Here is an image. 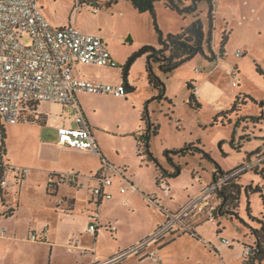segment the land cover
Segmentation results:
<instances>
[{
  "label": "rangeland",
  "instance_id": "rangeland-1",
  "mask_svg": "<svg viewBox=\"0 0 264 264\" xmlns=\"http://www.w3.org/2000/svg\"><path fill=\"white\" fill-rule=\"evenodd\" d=\"M100 1L93 5L85 1L84 4L79 5L78 0H39L38 4L42 9L43 17L54 27H66L70 23L71 26L84 33H87L85 31L87 28L95 31L101 30L103 38L108 42L111 54L114 55L113 60L116 63V68L110 71H97L88 68V66H81L78 71L85 77L89 73H101L107 77L116 75L115 78L122 81L123 67L132 55L143 46L158 47L157 34L148 13L139 14L125 0H113L117 3L113 2L110 7L105 6L108 0ZM213 7L212 50L217 57L218 64L215 69L204 71L209 67V63L204 58L197 56L176 69L173 74L164 76L158 73L165 86L164 100L161 101L157 98L158 93L154 92L147 84L146 55H142L133 61L128 72L127 84L136 88L134 91L127 92L126 97L119 98L120 100L89 96L92 98L84 100V108L89 113H93L98 120L97 126L100 129L114 131L117 128L130 130L131 127L134 129L140 127L143 130L144 122L141 119H134V115L143 111L146 101L155 98L148 104V115L151 122L159 125V131L156 136L150 138L149 151L164 168L168 166L163 157L165 151L171 148H183L185 144L200 141V147L210 155L213 162L220 168L221 173L227 174L243 167L251 169L257 167L261 171L264 169V164H262L264 160L256 163L253 167H248L245 164V159L251 152L259 151L261 155L264 153V124L243 121L237 125V119H242L244 116H258L260 113L258 102L264 101V0H214ZM95 8L98 11L95 12ZM155 12L156 24L164 35L169 32L173 34L180 32L181 28L189 26L196 17L205 28H208L209 25L207 0L199 1L195 15L180 16L166 9L162 1L155 5ZM224 35L228 40L222 47L221 41ZM23 43H27V40L23 39ZM236 50H240L243 56L237 58L234 55ZM198 61H200V65H198ZM257 67L261 69L263 75L258 73ZM234 70L238 72L239 80L237 77H232ZM192 71L198 77L209 80L216 89L214 94L227 107L230 105H227V102H233L237 96H241L242 99L245 96L248 97L243 99L246 103L241 104V112L237 116H231L230 124L218 123L215 126H210L212 117L216 113L211 103L200 102L199 110L188 105L190 93L187 83L176 75ZM232 83L238 84V86L233 88ZM31 108L35 109V106ZM37 110L38 113H48L52 117L64 113V110L65 113L70 111L68 107L48 103L41 104ZM35 116L31 114V117L28 118V120L31 119V122L24 126L30 132L34 130L32 126L40 125ZM5 128L7 135H9L10 128L12 132L11 138L6 140L11 159L21 163H30L36 159L49 160L55 155V148L51 145L57 141V133L49 124L42 126V139L50 145L43 150L38 149L37 142L32 135L18 136L12 126L6 125ZM111 134L113 133L111 132ZM246 135L249 136L248 140L247 138L240 139ZM233 137L236 146L241 144V148H234L231 145L230 141ZM107 147L115 156L117 151H124L125 161L132 172L138 177L145 176L147 185L153 183L157 173L156 168L153 163L148 161L146 155H138V148L133 149L135 145L130 136L107 138ZM176 163L181 165L185 173L174 184L175 190L172 194L175 193L177 198L173 197L175 201L167 203L168 206H172V209L187 192L185 188L189 187L191 179V173L188 171H196L204 180H210L216 171L213 163L201 159L199 155H188L185 161L177 160ZM217 174L220 175V172ZM239 181L243 186L250 184L259 186L264 193V172L256 174L247 169ZM195 186L198 187V184ZM140 197L146 203L142 202L141 198L134 200L133 205L136 204L137 208L133 209V213L125 218L124 222L134 226L136 230L143 227L146 217H155L159 214V210L155 208L152 201L146 200L142 194ZM215 202L219 203L218 200ZM210 204L213 205L214 200H210ZM248 205L251 215L255 217L264 212L258 194L246 196L243 192L239 200L238 214L247 223L249 221ZM206 210L203 214L196 216L194 220L190 217L184 218L183 223L195 228L198 223L202 222L200 223L199 236L204 240L210 239L211 244L216 246L220 244V238L233 241L232 248L226 249L225 252L228 261L231 264H243L242 256H240L243 249L242 244L250 246L253 242L249 231L238 220H230L225 217L218 218L215 222H205ZM120 211L126 215L127 210L124 208H118L115 213L118 214ZM217 223L220 224L222 231L219 237H216ZM183 247L187 248V244L184 243ZM204 258L202 257L205 264L213 263L211 256L205 260ZM3 264H11L10 258ZM254 264H264V260L255 261Z\"/></svg>",
  "mask_w": 264,
  "mask_h": 264
},
{
  "label": "crops",
  "instance_id": "crops-1",
  "mask_svg": "<svg viewBox=\"0 0 264 264\" xmlns=\"http://www.w3.org/2000/svg\"><path fill=\"white\" fill-rule=\"evenodd\" d=\"M85 1L93 5L94 3L97 4L100 0H95V2L80 0V5L81 2L84 4ZM113 2L117 3V1L108 0L105 6L110 7ZM100 3H102V1H100ZM68 25H70V23ZM85 31L87 34L99 35L103 38L101 30L95 31L87 28ZM168 34L173 33L169 32ZM142 43L145 44L146 42ZM113 56L114 55L111 54L112 59ZM208 63L209 67L205 70L203 69L204 71L213 70L218 66L217 61ZM198 65H200V61H198ZM81 66H88V68L97 71H110L116 68L79 64L73 67L74 76L77 78L111 85H119L122 83L120 79L115 78L116 75H114V77H107L101 73H89L85 77L78 71V68ZM177 76H180V80L182 79L185 83L192 84L197 92L195 94L199 103L204 101L211 103L216 113L227 107L226 104H223V102L218 99V96L214 94L216 89L208 79L198 77L193 71L180 73V75H176V77ZM237 86L238 84L232 87L236 88ZM130 88L132 90L129 92L136 89L133 87ZM89 96L113 100L120 99L112 95L77 94L80 111L92 130V134L99 149V155L65 150L59 147L56 141L51 145L55 148V155L51 157V159H36L30 163H21L9 157L10 154L6 146V140L7 138H11L12 132L10 128L9 135H7V129L5 128L6 139L4 143L6 146V154L4 156V162L25 166L29 169V174L19 185L16 193H9L5 196V206H2L0 202V264L5 263L9 258L11 264L104 263L116 254L132 247L144 238L149 237L156 228L164 224L168 214L177 212L188 200L199 195L202 189L211 183V179H202L196 171H188L191 173V179L189 187L187 186L185 188L187 192L184 197H181L182 200H179L172 209V206H168V204L172 202L173 197H175V199L177 198L175 193L172 194L175 190L174 184L175 181L185 173V170L181 169V173L178 177L163 181L167 189L166 192L162 188L163 184H160L159 187L156 186V179L159 176L158 173L155 174L153 183L147 185L145 176L141 175L138 177L132 172V169L125 161L124 151H117L115 156L109 150L110 148L107 147V138L114 139L116 136H130L135 145L133 149H137L138 139L142 133V129H140V127L136 129L131 127L130 130H119L117 128V130L114 131L110 130L113 133L111 134L110 131L104 130L105 128H98V120L94 117L93 113H89L87 109L84 108V100L92 98ZM231 103L232 102L228 101L227 105ZM41 104H45V102L36 103L24 108L18 123L9 126H12V129L17 132L18 136H27V134L32 135L37 142L38 149L43 150L50 145L42 139V126L49 124L52 129L56 130V133L59 127H74L76 109L73 106H62L68 107L70 111L65 113L64 110V113H59L52 117L48 113H38L37 109L41 107ZM53 105L60 106L57 104ZM33 106H35V109L31 108ZM141 113L142 111L136 113L134 119L140 120ZM31 114L36 115V120H38L40 124L38 127L32 126L34 129L32 132L27 130V127H24L31 122V119L28 120ZM178 149L180 148H171L170 150ZM185 159H187V156L181 160L185 161ZM103 160L119 168L123 172L124 178L137 188V192L127 191L121 193L120 187L125 182L120 177L113 176L112 185L105 189V191L111 195V198L101 201L98 209L96 230L94 233H89V225L93 223V221L89 219V215L95 210V205L92 201V189L98 185V181L92 177L98 173ZM250 160H253V158H250ZM166 169L171 170L169 166H167ZM70 172L79 175V181L81 183L80 188L61 184L55 191L51 192L49 190L48 185L50 183V177L53 174ZM195 184H198V187L195 186ZM140 194H142L146 200L149 199L153 202L155 208L159 210V214L155 217H146L143 227L141 226V229L136 230L134 226L127 223L125 224L124 222L125 218H128V216L133 213V209L137 208L136 204L133 205V201L139 200L141 198ZM175 199L173 201H175ZM141 201L146 203L142 198ZM118 208L127 210L126 215L122 214L121 211L116 214L115 212ZM6 211L11 212L7 217L3 215ZM111 213L112 216H110ZM213 222L215 221L213 220ZM200 223L194 228V232L198 236ZM111 227H114L115 230L110 231L109 228ZM32 233H36L40 240H30V235ZM220 235L216 233V237ZM251 238L253 241V237ZM183 242L187 244V248L183 247ZM231 242L234 243L233 241ZM244 245L245 244H242V248ZM232 246L226 247L222 245L221 238L220 244L216 246L215 244H211L210 239L204 240L201 237L198 239L191 233H179L156 246V261L148 258L139 259L137 255H134L119 264H205L202 257H205V260L209 258V256L212 257V264H231L225 252L226 249L230 250ZM156 247L150 246L147 251H153ZM240 256H242V252ZM59 260L61 261L58 263Z\"/></svg>",
  "mask_w": 264,
  "mask_h": 264
},
{
  "label": "built area",
  "instance_id": "built-area-1",
  "mask_svg": "<svg viewBox=\"0 0 264 264\" xmlns=\"http://www.w3.org/2000/svg\"><path fill=\"white\" fill-rule=\"evenodd\" d=\"M94 11L98 9L95 8ZM23 39H26L27 43L24 44ZM234 55L239 58L243 53L236 50ZM79 64L116 67L108 42L101 36L83 33L71 25L66 27L50 25L42 15L38 0H0L1 126L18 123L24 108L36 103L73 106L76 109L75 126H62L57 129V145L65 150L99 155L92 130L80 111L77 94H101L125 98L127 90L123 83L111 85L77 78L74 76L73 67ZM232 77L240 79L236 70L233 71ZM232 86L235 87V83H232ZM3 143L0 133V195L5 198L7 194L17 192L19 185L29 174V169L4 162ZM262 160L264 155H260L246 165L253 167ZM247 169L251 168H240L234 175ZM113 176L120 177L125 182L120 187L121 193L137 192V188L124 178L119 168L103 160L98 173L92 177L98 181V185L92 189L95 210L89 215V219L93 221L89 225V233H94L96 230L101 201L111 198L105 189L112 185ZM224 181L225 179H220L206 186L199 195L188 200L177 212L168 214L164 224L156 228L149 237L101 264H119L134 255L139 259L148 258L156 261V246L173 235L194 231V227L183 223L184 218L190 217L194 220L207 209L206 221L214 220L213 215L219 205L215 202L217 201L215 195ZM61 184L81 187L79 175L74 172L53 174L48 188L53 192ZM162 188L167 191L164 184ZM210 200H214L213 205L210 204ZM109 230L113 231L115 228L111 227ZM30 240L40 239L36 233H32ZM221 242L226 247L233 245L226 239H221ZM150 246L156 248L148 252ZM253 251L252 245L243 246V264H249Z\"/></svg>",
  "mask_w": 264,
  "mask_h": 264
},
{
  "label": "trees",
  "instance_id": "trees-1",
  "mask_svg": "<svg viewBox=\"0 0 264 264\" xmlns=\"http://www.w3.org/2000/svg\"><path fill=\"white\" fill-rule=\"evenodd\" d=\"M95 2V0H89ZM134 11L139 14L148 13L153 22L154 31L157 34L158 47H151L150 50L143 55H146L145 61V74L148 86L158 93V97L161 101L164 100L165 86L164 82L161 80L160 73L164 76L172 74L176 69L181 67L186 62L194 59L197 56L205 58L208 62L216 61L217 57L212 50V31H213V6L214 0H207L208 2V28H205L202 22L196 17V19L187 27L182 28L180 32L175 34L164 35L156 24V12L155 5L159 2H163L166 9L177 13L180 16L185 15H195L197 12V5L201 0H126ZM81 4H83L81 2ZM227 37L224 35L222 37L221 46L223 47L227 41ZM222 57V54H220ZM258 73L262 74V71L257 67ZM264 76V75H263ZM187 88L189 90V100L188 105L191 108L199 110L201 104L198 102L195 94V89L191 83H187ZM248 98L245 96L243 99ZM152 98L145 102L143 111L141 113V121L144 122V129L138 139V155H146L149 162L153 163L156 171L158 173V178L156 179V186H160L163 181L167 179H173L180 175L181 165L176 163L177 160H181L184 157L190 155H199L201 159L207 160L215 165V173L211 177V184L218 182L220 179H225L223 184L218 188L216 192V199L219 201V205L216 208L213 219L214 221L218 218L225 217L230 220H238L244 228L249 231V235L253 237V243L251 244L254 251L250 257L249 264H254L255 261L264 260V212L260 213L258 217L251 215L250 207L247 206V213L249 217L248 223L243 221L238 214L239 200L241 194L245 192L246 196L249 194H258L262 205L264 208V193L259 186H253L252 184L243 186L240 184V177L242 174L246 173L247 170H243L240 173L234 175V172H229L227 174L221 173L220 168L211 159L210 155L206 153L203 148L200 147V141L197 143H192L185 145L183 148L178 150H167L163 153V157L167 162V165L171 168L168 170L159 164L158 160L152 156L149 151V141L152 136H156L159 131V125L151 122L148 115V104L154 100ZM241 96H237L235 100L224 110L217 112L212 117V122L210 126H215L218 123L225 124L231 123V116H237L241 112V104H245ZM252 102L256 103L253 99ZM170 103V102H169ZM171 104V103H170ZM260 113L258 116H244L242 119H237L238 123L251 121L253 124H264V101L258 102ZM0 133L2 140L5 142V127L0 125ZM248 140L249 136H243L240 139ZM231 145L238 149L241 148V144L236 146V141L234 137L230 141ZM3 152L6 154V146L3 143ZM142 151V153H140ZM140 153V154H139ZM259 151L251 152L246 156V163L251 162L250 158H257L261 154ZM264 155V153L262 154ZM245 163V164H246ZM264 164V163H262ZM261 164V165H262ZM254 173H262L264 169L259 171L256 167L250 169ZM220 172V175L217 173ZM0 202L2 206H5V199L0 195ZM10 211L4 212V216L10 215ZM220 224L216 225V233L220 235L221 233ZM195 235L196 238H200L194 231L191 233Z\"/></svg>",
  "mask_w": 264,
  "mask_h": 264
},
{
  "label": "water",
  "instance_id": "water-1",
  "mask_svg": "<svg viewBox=\"0 0 264 264\" xmlns=\"http://www.w3.org/2000/svg\"><path fill=\"white\" fill-rule=\"evenodd\" d=\"M79 5H80V0H78ZM151 46H143L141 47L132 57L126 62V64L123 67V74H122V83L124 84L127 92L132 90L129 85L127 84V76L128 72L130 69L131 64L133 63L134 60L142 56L144 53L148 52L150 50Z\"/></svg>",
  "mask_w": 264,
  "mask_h": 264
}]
</instances>
